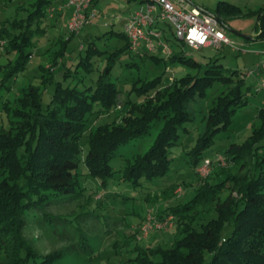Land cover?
Masks as SVG:
<instances>
[{"label": "trees", "instance_id": "trees-1", "mask_svg": "<svg viewBox=\"0 0 264 264\" xmlns=\"http://www.w3.org/2000/svg\"><path fill=\"white\" fill-rule=\"evenodd\" d=\"M98 1L92 0V9ZM50 4L51 0H37L32 9L19 6L15 18L0 22V44L16 54L3 73L0 94L12 91L9 81L27 69L33 57L29 50L36 46L37 39L45 36L49 27H57L58 19L49 21L54 17L50 10L53 7L45 10ZM24 12L27 15L20 17ZM213 15L226 29L228 20L255 16L259 24L253 40H264L263 8L244 10L233 3L220 2ZM167 25L176 38L172 26ZM69 33L68 39L60 34L56 46L47 50L51 64L41 67L43 86L53 83V76L47 74H52L69 52V42L77 34ZM105 37L118 39L120 46L102 50L91 36L81 47L86 55L80 64L88 72L95 70L94 58L106 61L93 85L80 89L57 82L46 107L41 85H25L13 99L0 95V112L7 115L10 124L9 128H0V264H59L64 258L62 250L40 254L24 236V229L32 214L53 219L47 205L54 197L76 193L82 163L88 175L106 187L115 175L112 161L117 151L147 136L152 125L161 122L153 146L144 154L126 159L122 179L139 186L143 179L166 176L172 169V149L178 145L180 133L187 131L185 124L193 119L188 107L197 98H205L219 83L223 90L205 115V127L190 152L189 164L196 170L208 160L204 153L215 138L229 131L239 110L248 104L247 74L225 71L218 60L208 63L203 76L187 75L170 84H164L163 75L151 81L137 78L125 100L111 74L123 57L134 52L131 41L125 32L110 31L99 39ZM152 59L163 61L159 56ZM169 60L202 68L201 63L182 53L170 54ZM113 112L119 113L121 122L115 120L88 131L92 117ZM257 120L243 143L231 144L227 149L224 157L229 167H222L211 182L205 180L184 204L162 210L176 218L172 245L137 244L132 250L134 257L123 264H264V107L258 109ZM84 140L88 153L82 159ZM130 243L126 241V246Z\"/></svg>", "mask_w": 264, "mask_h": 264}, {"label": "rangeland", "instance_id": "rangeland-1", "mask_svg": "<svg viewBox=\"0 0 264 264\" xmlns=\"http://www.w3.org/2000/svg\"><path fill=\"white\" fill-rule=\"evenodd\" d=\"M37 0H0V22L13 19L17 15V8L23 6L32 9ZM192 6L199 7L213 14L220 2H229L240 6L244 10L264 9V0H190ZM141 0H99L95 6L98 16L92 19L79 34H75L68 45V54L53 69V83L43 86L44 72L41 67L50 66V53L48 49L54 48L60 34L68 39L69 15L67 10L61 14L57 27H49L48 33L37 39L36 46L29 51L33 57L24 72H19L10 81L8 86L12 91H3L4 99H13L18 90L25 85L43 86V104L46 107L52 100L55 83L61 82L65 86H76L85 89L94 84L99 78L101 70L106 65L104 58H94L93 72H88L81 61L85 59L86 52L81 50L86 46L87 38L93 36L96 44L102 50H115L120 46L118 39L108 37L99 39L110 31L125 32L129 19L141 10ZM58 0H51V4L45 7L49 11L51 7L58 9ZM27 14L24 12L20 17ZM58 15L50 18L52 22ZM164 27V34L159 38H151L157 47L155 51H149V47L143 45L131 56H125L117 64L111 74V80L123 92V99H128V92L132 88L135 79L151 81L163 75L164 84H170L174 79H180L187 75L203 76L208 69V63L218 60L225 71L238 70L247 74L248 104L239 110L234 118V123L229 131L220 133L213 146L204 153V158L215 161L217 156H225L231 144L243 143L252 133V125L258 123V109L264 107V40L246 41L244 36H256L258 33V19L255 16H243L228 20L229 26L226 33L238 47L246 51H236L232 47H224L221 50L204 48L195 50L187 45H182L176 40L172 29L160 21ZM170 47L172 53H182L186 58L194 59L201 63V70L193 69L183 62H171L164 45ZM152 56H159L163 61L157 63ZM16 54L8 51L0 44V81L7 65L14 62ZM135 66L128 68V64ZM79 68V71L76 70ZM66 73L69 75L66 76ZM222 85L216 83L208 91L205 98H197L188 110L192 114V121L185 124L187 131L181 132V139L172 149L173 158L171 172L164 177L153 180L143 179L141 185L133 186L132 183L122 179L123 168L126 159L132 158L138 153H146L155 143L158 133L162 128L161 122L152 125L150 133L142 138L131 141L122 146L112 161L115 170L114 177L106 187L101 181L88 175L87 168L82 163L79 168L80 187L76 193L54 197L47 205L51 221L44 216L32 214L24 229V236L35 246L42 255L54 251L65 252L64 258L59 264H123L127 258L134 257L133 249L138 244L142 247L162 244L164 247L172 245L175 236L176 218L174 227L167 230H159L158 224H165L166 219L162 210L184 204L193 198L196 189L205 181L217 178V172L222 167L213 164L209 175L201 176L198 169L190 166V152L195 147L202 129L205 127L204 117L213 107L214 99L222 92ZM135 99V95L131 96ZM117 120L121 122L119 113L92 117L88 125V131L97 126L111 123ZM9 118L0 112V128H9ZM82 159L88 153V144L83 141ZM235 171V170H234ZM157 195V196H156ZM156 196V197H155ZM148 225V227H147ZM131 243L126 246V241Z\"/></svg>", "mask_w": 264, "mask_h": 264}, {"label": "built area", "instance_id": "built-area-1", "mask_svg": "<svg viewBox=\"0 0 264 264\" xmlns=\"http://www.w3.org/2000/svg\"><path fill=\"white\" fill-rule=\"evenodd\" d=\"M145 2V9L136 12L128 21L125 33L131 41V50L136 52L144 41L151 45L155 51L152 37H161L162 32L156 31L154 26L160 21L172 26L176 38L185 45L195 50L214 48L221 50L224 47H232L236 51L246 53L242 47H238L226 33V28L218 18L211 13L192 8L190 0H142ZM92 0H69L68 6L74 8L68 22V29L72 33H79L82 28L95 18L98 13L91 7ZM52 13L55 8L50 9ZM166 53L171 54L170 47L164 45ZM264 87V83H263ZM218 164L224 166L227 160L224 156H217L215 161L208 159L199 168L201 176L209 175L211 166ZM165 224H158L159 230H169L174 227L175 217L166 219ZM148 227V225H147Z\"/></svg>", "mask_w": 264, "mask_h": 264}, {"label": "crops", "instance_id": "crops-1", "mask_svg": "<svg viewBox=\"0 0 264 264\" xmlns=\"http://www.w3.org/2000/svg\"><path fill=\"white\" fill-rule=\"evenodd\" d=\"M68 2H69V0H58V3H59V7H57L58 9H55V12H54V15H58L57 16V18L56 19H58V21H59V19H61L60 17H61V14L62 13H64V11L65 10H67V15H69V20H70V18H71V16H72V13H73V11H74V8L73 7H71V6H68ZM141 3L143 4L142 6H141V10H143V9H145V2H143L142 0H141ZM194 6H192V8H193ZM54 8V7H53ZM195 8H198L199 10H202V11H204V9H201V8H199V7H195ZM141 10H139V11H141ZM138 12V11H137ZM59 25V24H58ZM154 29H156V31L158 30V31H161V32H163L162 34H164V27L160 24V23H158V24H156L155 26H154ZM153 38V37H152ZM155 38H157V37H155ZM147 45L148 47H149V51H152L151 50V45L147 42V41H144L143 42V44H142V46L143 45ZM145 45V46H146ZM141 46V47H142Z\"/></svg>", "mask_w": 264, "mask_h": 264}, {"label": "water", "instance_id": "water-1", "mask_svg": "<svg viewBox=\"0 0 264 264\" xmlns=\"http://www.w3.org/2000/svg\"><path fill=\"white\" fill-rule=\"evenodd\" d=\"M255 36H244L245 39L253 40Z\"/></svg>", "mask_w": 264, "mask_h": 264}]
</instances>
